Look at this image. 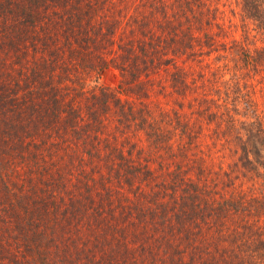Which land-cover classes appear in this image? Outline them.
Masks as SVG:
<instances>
[{"label": "trees", "instance_id": "1", "mask_svg": "<svg viewBox=\"0 0 264 264\" xmlns=\"http://www.w3.org/2000/svg\"><path fill=\"white\" fill-rule=\"evenodd\" d=\"M9 31L0 264H264V0H0Z\"/></svg>", "mask_w": 264, "mask_h": 264}, {"label": "rangeland", "instance_id": "2", "mask_svg": "<svg viewBox=\"0 0 264 264\" xmlns=\"http://www.w3.org/2000/svg\"><path fill=\"white\" fill-rule=\"evenodd\" d=\"M99 7V5H98ZM103 10L99 9L95 10L92 12V14H88V15H83L82 19L84 21V29L85 30H89L90 28H94L98 25H100V20L103 16ZM48 19V20H47ZM47 19L45 18V29L42 31V34L44 36L49 35V34H57L56 33V29L60 28V26L58 25V22H56V20H58L59 18L56 16H48ZM20 24H22V22H19ZM55 32V33H54ZM1 36H5V39L3 41H1V45H0V58L6 62V68L9 67L10 65H12L13 63H15L14 66L16 67H20V63L24 62V64L28 65L30 64V62L34 61L35 57L33 54H31L28 50H27V46L26 47L22 46L23 43L25 44H29L30 42L28 40H24L22 38L16 37L14 35L11 34V32H7L4 35ZM19 47H23L25 48V52H23L22 50H19ZM100 52L99 48H94L93 46H89V45H84L82 48H79V46H77L76 43H74V47H71L67 52L63 53L62 52V56H64V58L66 60H75L80 61L82 58L84 59H89L90 61L94 62L97 64L98 62V58H97V54ZM236 54H238L237 50H234L229 56L228 58L230 59V57L232 56H236ZM39 53H38V57H39ZM109 58V57H108ZM3 62V63H4ZM99 66V65H98ZM110 69H108L107 72L105 71H100L98 72V67L97 69L94 67H88L85 70V77L84 79H86V86L87 87H91L94 86L97 83H104V82H108L111 86H114L115 83L118 84V80L120 79V76L118 74L117 71L114 70L112 63H110ZM115 75H118L117 77ZM12 77L16 78L18 76V73L16 71H13L11 74ZM9 76V82H11L12 77ZM99 76H101V78L99 79ZM115 77V78H114ZM257 94L256 97L258 98V100H261V94L259 92V84L257 83ZM162 102H164V105L166 104V99L162 98ZM7 105V104H6ZM5 109H3L2 111L4 112L3 114H0V128L6 130L7 125L6 124V120L5 117L7 116L6 111H4ZM248 116H253V114H248ZM139 138H141V136H139ZM19 162V161H18ZM20 163H14L12 165V167L9 169L10 173H13L15 169H20ZM14 178V175H13ZM12 181H9V183H11Z\"/></svg>", "mask_w": 264, "mask_h": 264}]
</instances>
